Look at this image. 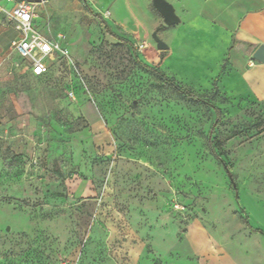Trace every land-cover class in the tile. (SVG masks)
I'll list each match as a JSON object with an SVG mask.
<instances>
[{
    "label": "rangeland",
    "instance_id": "rangeland-1",
    "mask_svg": "<svg viewBox=\"0 0 264 264\" xmlns=\"http://www.w3.org/2000/svg\"><path fill=\"white\" fill-rule=\"evenodd\" d=\"M15 4L0 0V264H264V96L221 81L220 33L180 6L167 26L153 0H47L37 27L71 60L34 76L10 49ZM134 52L222 109L236 190L215 110Z\"/></svg>",
    "mask_w": 264,
    "mask_h": 264
},
{
    "label": "crops",
    "instance_id": "crops-1",
    "mask_svg": "<svg viewBox=\"0 0 264 264\" xmlns=\"http://www.w3.org/2000/svg\"><path fill=\"white\" fill-rule=\"evenodd\" d=\"M168 1L186 12L188 24L198 33H220L222 57L215 68L221 81L252 83L264 96V64L253 59L255 51L264 45V0Z\"/></svg>",
    "mask_w": 264,
    "mask_h": 264
},
{
    "label": "built area",
    "instance_id": "built-area-1",
    "mask_svg": "<svg viewBox=\"0 0 264 264\" xmlns=\"http://www.w3.org/2000/svg\"><path fill=\"white\" fill-rule=\"evenodd\" d=\"M36 4L32 0H16L15 6L9 12V18L18 31L10 49L28 61L34 76H43L58 58L71 60V51L66 43V36L58 34L55 38H49L37 27ZM253 63L251 60L250 64ZM175 207L180 209V204L175 203Z\"/></svg>",
    "mask_w": 264,
    "mask_h": 264
},
{
    "label": "trees",
    "instance_id": "trees-1",
    "mask_svg": "<svg viewBox=\"0 0 264 264\" xmlns=\"http://www.w3.org/2000/svg\"><path fill=\"white\" fill-rule=\"evenodd\" d=\"M93 10V9H92ZM93 14L95 15V17L100 18L102 25L105 29V31L107 33H110L111 35H113L114 37H116L118 40H120L122 43L125 44H129V46L134 49V43H132L130 40H128L127 38H124L118 34H116L115 32L112 31L110 25L107 23L106 19L104 18V16L102 14H100L99 12H96L95 10L92 11ZM134 57L136 59V62L146 71L152 72L153 74H155L164 84L168 85L169 87H171L172 89H174L175 91H177L179 94H181L182 96L186 97L187 99L191 100V101H195V102H202L205 105L209 106L210 108L214 109L216 112V119L210 129V133H209V141L212 147V151L214 153V155L216 156V158L220 161V163L223 165L224 169L226 170V172L229 174H233V165L229 162H227L220 153H218L216 151V144L215 143V139H212V135L214 134L215 130L217 127H219L222 123V109L216 105L214 102L210 101L209 99L205 98L202 94L197 93L189 88H185L183 86H181L173 77L168 76L160 67L148 64L146 62H144L143 60H141L138 56V54L136 52H134ZM162 59V57H161ZM50 71V70H49ZM48 71V72H49ZM47 72V73H48ZM46 73V74H47ZM45 74V75H46ZM233 185V182H232ZM234 189H237V186H234ZM243 220L248 223V219L247 216H243Z\"/></svg>",
    "mask_w": 264,
    "mask_h": 264
},
{
    "label": "water",
    "instance_id": "water-1",
    "mask_svg": "<svg viewBox=\"0 0 264 264\" xmlns=\"http://www.w3.org/2000/svg\"><path fill=\"white\" fill-rule=\"evenodd\" d=\"M32 1L36 3L41 2V0ZM153 5L158 10V12H160L163 17L164 23L167 26H173L181 23V17L177 14L174 5L168 0H153ZM153 38L156 42L157 48L160 51H166L170 48L169 45L158 36L157 32L153 34ZM253 59L259 63L264 64V45L259 46V48L255 51V53L253 54ZM229 177L233 182V185L237 186L233 175L229 174Z\"/></svg>",
    "mask_w": 264,
    "mask_h": 264
}]
</instances>
